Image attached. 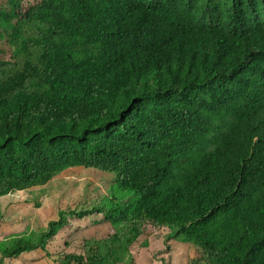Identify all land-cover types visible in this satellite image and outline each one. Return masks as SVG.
Wrapping results in <instances>:
<instances>
[{
    "label": "trees",
    "instance_id": "16d2710c",
    "mask_svg": "<svg viewBox=\"0 0 264 264\" xmlns=\"http://www.w3.org/2000/svg\"><path fill=\"white\" fill-rule=\"evenodd\" d=\"M10 1L0 197L91 168L119 192L93 210L125 220L68 264H108L148 226L203 264H264V0ZM64 214L2 257L45 249Z\"/></svg>",
    "mask_w": 264,
    "mask_h": 264
},
{
    "label": "rangeland",
    "instance_id": "374dc122",
    "mask_svg": "<svg viewBox=\"0 0 264 264\" xmlns=\"http://www.w3.org/2000/svg\"><path fill=\"white\" fill-rule=\"evenodd\" d=\"M0 7L6 12L20 8L10 0H0ZM2 26L7 32L10 23ZM15 51L17 48L6 44L5 38L0 40L1 60L9 59ZM115 182L113 174L75 166L64 169L47 182L0 197L1 264H68L65 255L81 254L85 246L94 247L108 234L121 230L125 214L106 216L93 210L94 205L119 193ZM67 210H91V213L79 218ZM60 211L65 212V222L50 241L43 239L45 249L38 247L15 257H2V251L16 239H38L48 223L57 220ZM117 254L108 264H203L199 261L200 251L194 245L181 237L174 238L166 229L149 226L134 243L121 248Z\"/></svg>",
    "mask_w": 264,
    "mask_h": 264
}]
</instances>
